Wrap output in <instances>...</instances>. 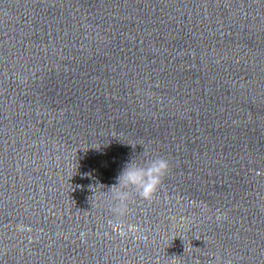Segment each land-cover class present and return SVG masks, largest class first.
Returning <instances> with one entry per match:
<instances>
[{
  "label": "water",
  "instance_id": "obj_1",
  "mask_svg": "<svg viewBox=\"0 0 264 264\" xmlns=\"http://www.w3.org/2000/svg\"><path fill=\"white\" fill-rule=\"evenodd\" d=\"M0 264H264V0H0Z\"/></svg>",
  "mask_w": 264,
  "mask_h": 264
},
{
  "label": "clouds",
  "instance_id": "obj_2",
  "mask_svg": "<svg viewBox=\"0 0 264 264\" xmlns=\"http://www.w3.org/2000/svg\"><path fill=\"white\" fill-rule=\"evenodd\" d=\"M169 162L163 158L145 159L138 162L133 158L126 161L109 188L116 202L117 213L123 214L130 190L140 198L151 201L169 172Z\"/></svg>",
  "mask_w": 264,
  "mask_h": 264
}]
</instances>
